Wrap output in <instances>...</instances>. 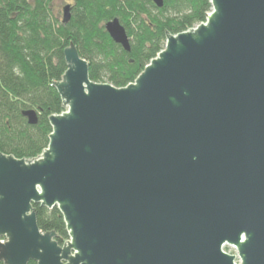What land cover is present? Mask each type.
Masks as SVG:
<instances>
[{
	"label": "water",
	"instance_id": "water-1",
	"mask_svg": "<svg viewBox=\"0 0 264 264\" xmlns=\"http://www.w3.org/2000/svg\"><path fill=\"white\" fill-rule=\"evenodd\" d=\"M211 3L124 88L93 82L69 44L49 147L0 152V263L236 264L229 246L264 264V0ZM105 29L130 52L118 19ZM36 205L59 209L63 245Z\"/></svg>",
	"mask_w": 264,
	"mask_h": 264
},
{
	"label": "trees",
	"instance_id": "trees-1",
	"mask_svg": "<svg viewBox=\"0 0 264 264\" xmlns=\"http://www.w3.org/2000/svg\"><path fill=\"white\" fill-rule=\"evenodd\" d=\"M54 1L0 0V152L17 159L37 158L49 147V118L65 111L54 84L67 71L64 51L71 42L93 82L124 88L164 50L167 33L195 28L212 12L211 0H163V8L154 0H70L72 18L64 24ZM115 19L127 31L130 52L106 32ZM28 111L37 113V125L29 124ZM35 208L43 233L55 231L60 245L69 240L58 208Z\"/></svg>",
	"mask_w": 264,
	"mask_h": 264
},
{
	"label": "rangeland",
	"instance_id": "rangeland-1",
	"mask_svg": "<svg viewBox=\"0 0 264 264\" xmlns=\"http://www.w3.org/2000/svg\"><path fill=\"white\" fill-rule=\"evenodd\" d=\"M73 3L70 0H55L52 3V9L54 11V13L59 17V19L62 21L63 20V9L65 8V6L67 5H72ZM2 241L4 242L5 239H1L0 238V243H2ZM6 242V241H5ZM224 251L230 255H234V256H238V252L236 249L232 248V247H225Z\"/></svg>",
	"mask_w": 264,
	"mask_h": 264
},
{
	"label": "built area",
	"instance_id": "built-area-1",
	"mask_svg": "<svg viewBox=\"0 0 264 264\" xmlns=\"http://www.w3.org/2000/svg\"><path fill=\"white\" fill-rule=\"evenodd\" d=\"M2 243H5V241L3 242L2 241ZM233 248V247H232ZM235 249V248H234ZM240 263V259L238 258V256H237V260H236V264H239Z\"/></svg>",
	"mask_w": 264,
	"mask_h": 264
}]
</instances>
